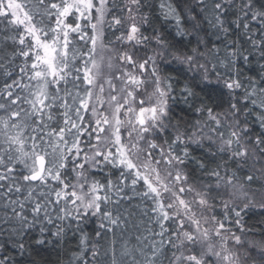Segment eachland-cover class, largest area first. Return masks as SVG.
<instances>
[{"label": "snow or ice", "instance_id": "obj_1", "mask_svg": "<svg viewBox=\"0 0 264 264\" xmlns=\"http://www.w3.org/2000/svg\"><path fill=\"white\" fill-rule=\"evenodd\" d=\"M0 264H264V0H0Z\"/></svg>", "mask_w": 264, "mask_h": 264}]
</instances>
